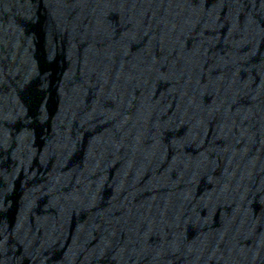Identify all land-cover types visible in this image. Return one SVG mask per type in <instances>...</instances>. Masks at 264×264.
Segmentation results:
<instances>
[{
    "label": "water",
    "instance_id": "95a60500",
    "mask_svg": "<svg viewBox=\"0 0 264 264\" xmlns=\"http://www.w3.org/2000/svg\"><path fill=\"white\" fill-rule=\"evenodd\" d=\"M0 264H264V0H0Z\"/></svg>",
    "mask_w": 264,
    "mask_h": 264
}]
</instances>
